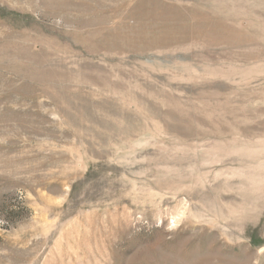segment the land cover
I'll return each mask as SVG.
<instances>
[{"label":"rangeland","instance_id":"rangeland-1","mask_svg":"<svg viewBox=\"0 0 264 264\" xmlns=\"http://www.w3.org/2000/svg\"><path fill=\"white\" fill-rule=\"evenodd\" d=\"M0 264H264V0H0Z\"/></svg>","mask_w":264,"mask_h":264}]
</instances>
